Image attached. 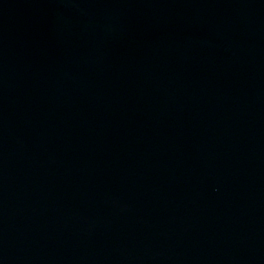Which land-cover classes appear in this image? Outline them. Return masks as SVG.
I'll list each match as a JSON object with an SVG mask.
<instances>
[{
  "label": "water",
  "instance_id": "1",
  "mask_svg": "<svg viewBox=\"0 0 264 264\" xmlns=\"http://www.w3.org/2000/svg\"><path fill=\"white\" fill-rule=\"evenodd\" d=\"M0 264H264V0H0Z\"/></svg>",
  "mask_w": 264,
  "mask_h": 264
}]
</instances>
